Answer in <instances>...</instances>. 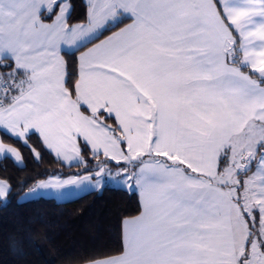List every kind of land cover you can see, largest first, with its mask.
Wrapping results in <instances>:
<instances>
[{"label": "snow or ice", "instance_id": "6c2138e0", "mask_svg": "<svg viewBox=\"0 0 264 264\" xmlns=\"http://www.w3.org/2000/svg\"><path fill=\"white\" fill-rule=\"evenodd\" d=\"M0 132L138 195L84 264H264V0H0Z\"/></svg>", "mask_w": 264, "mask_h": 264}, {"label": "trees", "instance_id": "16d2710c", "mask_svg": "<svg viewBox=\"0 0 264 264\" xmlns=\"http://www.w3.org/2000/svg\"><path fill=\"white\" fill-rule=\"evenodd\" d=\"M0 140L16 147L23 159L22 165L11 158L0 160V178L15 193L0 201V264H84L85 257L118 246L120 222L138 214V195L106 185L63 202L48 197L20 201L37 179L53 173L68 177L80 168L57 162L40 148L36 136L29 144L41 152L39 162L29 148L2 132Z\"/></svg>", "mask_w": 264, "mask_h": 264}, {"label": "rangeland", "instance_id": "374dc122", "mask_svg": "<svg viewBox=\"0 0 264 264\" xmlns=\"http://www.w3.org/2000/svg\"><path fill=\"white\" fill-rule=\"evenodd\" d=\"M112 171L114 172L115 171V169L113 168L112 169ZM69 177V176H68ZM67 178V177H66ZM108 186H110V187H114V188H121L118 184H116V183H114V182H110V183H108L107 184ZM106 186V185H105ZM33 187V186H32ZM31 187V188H32ZM31 188H29L27 191H25V192H28ZM121 189H123V188H121ZM96 191H100V190H96ZM24 192V193H25ZM131 192V191H130ZM83 194H85V193H82V192H73L72 194H70V195H66V196H57V195H55L53 192H48L47 194H45V195H49V196H52V195H54V197L56 198V199H58V200H60L61 202H63V201H68V200H72V199H75V198H77V197H79V196H81V195H83ZM23 195H21L20 197H19V200L20 201H22L23 199H21V197H22ZM30 198H33V197H30ZM30 198H28V199H30ZM35 198V197H34ZM58 200H56V201H58Z\"/></svg>", "mask_w": 264, "mask_h": 264}, {"label": "crops", "instance_id": "0c3cea01", "mask_svg": "<svg viewBox=\"0 0 264 264\" xmlns=\"http://www.w3.org/2000/svg\"><path fill=\"white\" fill-rule=\"evenodd\" d=\"M1 141V140H0ZM20 165H22V164H20ZM62 178H66V177H62ZM68 178V177H67ZM47 179V178H46ZM34 186V185H33ZM39 197H48V198H53V199H55V200H58V199H56L55 197H54V195H52V196H49V195H45V194H41V196H39ZM34 198V197H33ZM36 198V197H35ZM0 201H2V200H0ZM59 202H61L60 200H58ZM138 201H139V197H138Z\"/></svg>", "mask_w": 264, "mask_h": 264}]
</instances>
